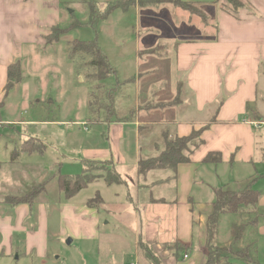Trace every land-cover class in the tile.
I'll use <instances>...</instances> for the list:
<instances>
[{"label": "crops", "instance_id": "1", "mask_svg": "<svg viewBox=\"0 0 264 264\" xmlns=\"http://www.w3.org/2000/svg\"><path fill=\"white\" fill-rule=\"evenodd\" d=\"M183 1L204 6L207 15L204 11V19L187 12V26L176 25L175 29H187L199 36L181 39L179 36L170 38L172 36L168 34L163 38L168 42L152 46L151 43L148 45L147 38L142 39L139 35L134 61L137 67H142L157 64L159 58L164 59L173 74L172 88L159 76L155 78L154 71L144 74H138V71L131 78L119 80L116 77L112 85L109 84L116 86L111 88L112 92L102 89L101 99L106 92L109 96L112 94V100L123 90L129 115L119 114L113 101L110 108L100 107L108 112L107 120L99 119L98 110L97 117H93L95 112L89 121L91 129L84 125L86 137L93 140L102 136L106 148L85 149L82 174L87 167L86 161L111 164L109 168L120 176L121 182L109 184L107 172L101 171L92 183L105 181L109 187L126 186L129 191L127 213L134 219V229L139 228L141 242L152 249L162 264H205L208 258L206 223L213 212L216 191L240 192L251 186L260 194L257 212L252 217L257 222L255 226H248L246 241L239 247L254 244V259L264 264V0H238L242 5L235 9L226 0ZM134 8L141 13L149 7ZM63 17L62 0H0V126L19 123L37 128L28 141L41 142L38 151L18 155L19 148L11 150L9 159L0 162V171L1 168L16 171L23 166L28 172H39L40 178L51 172L43 162H38V158L45 154L48 145L58 146L63 123L43 117L20 122H7L6 119L13 117L20 107L25 108L26 102L20 92L30 90L31 62L39 61L38 55L58 43L50 44L48 37L52 29L61 28ZM196 17L201 18L200 24L196 23ZM146 31L157 32L156 28ZM13 66L20 71L21 80L8 89L9 70ZM26 71L27 76H24ZM129 86L132 89L126 91ZM17 90L20 92L14 96ZM16 97L20 100L9 102ZM35 102L39 104L42 100ZM205 127L208 129L202 135L204 142L191 154L189 163L178 166L175 171L156 170L138 175L139 158L158 157L163 151L165 134L170 139L183 138ZM130 131L135 136L134 151L125 141L126 133ZM57 134L58 138L55 137ZM209 154L220 155L221 162L206 163L204 160ZM21 155L27 156L24 160L27 166L20 163ZM128 162L134 163L132 176L135 177L123 179L116 167ZM55 171L57 178L63 175ZM9 175L10 182L18 183L15 175ZM50 177L45 181H50ZM77 195L67 200L63 194L62 202L59 194L57 202L61 217L78 219L82 225L88 223L82 217L91 219L88 215H95L91 224L95 223L97 228L100 216L102 220L105 217L96 214L88 204L100 198V204L105 205L104 199L96 196L77 206L71 203ZM38 199L39 196L32 204L12 205L10 200L0 203V208L11 210L10 214L0 216V253L47 256L49 210L57 209V204L52 205L56 201ZM224 241L230 245V230ZM176 243L182 244L186 251L166 249V245ZM134 254L137 258V250Z\"/></svg>", "mask_w": 264, "mask_h": 264}, {"label": "rangeland", "instance_id": "2", "mask_svg": "<svg viewBox=\"0 0 264 264\" xmlns=\"http://www.w3.org/2000/svg\"><path fill=\"white\" fill-rule=\"evenodd\" d=\"M117 1L121 0H62L64 19L61 28L66 29L67 34L56 45L47 47L42 55H38L37 59L39 61L31 62L29 71L31 76L29 81L30 90L25 92L22 87L23 92H20L19 89L16 91L17 94L14 95L17 96L20 92L26 102L25 108L20 107V109H17L13 117L6 119L7 122L28 121L29 118L41 120L40 117L47 120L56 119L58 122L63 123L59 131L62 135L57 147H55L56 144L55 146L48 145L45 154L40 155V158H38V162H43L46 169L51 170V172L41 175V178L39 172H28L23 166L16 168V171L11 168H4L3 170L1 168L0 203L20 198V196L37 189L39 192L38 200L47 199L52 203L56 201L52 205L57 204V209L49 210L50 240L49 253L46 257L41 258L36 253L25 255L18 252H1L0 264H152L151 261L145 258L146 254L153 257L152 249L147 244H142L139 228L138 230L134 229V219L132 220L131 215L127 213V195L129 191H127L126 186L113 185L109 187L105 181H97L89 184L71 201V203H76L78 206V204H85L84 202L94 199L96 196L104 199L105 205L100 204V202L94 203L95 213L98 212V214L100 213L105 217L102 220L100 216L97 228L95 223L91 224L95 221V215H88L91 219H86L85 216L82 217L88 223L81 225L78 219L74 221L67 216L61 217L60 211H58L59 203L57 200L59 194L62 202L64 198L63 194L58 192L57 189V173L55 170L66 176L75 177L80 175L84 169L82 160L85 149L106 148L102 136L93 140L86 137L84 125L87 124V127L91 129L89 121L95 112L96 115L93 117H97L98 110L99 119L102 121L107 120L109 118L108 112L100 107L109 106L110 108L113 101L117 104L119 114L129 115L126 99L123 101V96H125L123 90L115 94L112 102L106 92H104L103 99L100 97L102 93L97 94L99 101H96L94 106L92 105L93 109L90 107L89 103L93 100V86L97 84L90 77L92 74V69L89 66L91 59L81 52L71 56L72 42L95 43L107 56L110 65L116 70V75H111L102 85L103 90L110 89L109 91L112 92L111 88L115 85L113 84L112 87L111 85L116 77L119 80L131 78L138 71V74L154 71L155 78L159 76L161 81L164 80V84L169 85L170 89L172 88L171 76L173 74L164 59L159 58L157 64L148 65L151 67L150 69L148 66H136L134 61L137 55V46H139V35L142 39L147 38L148 45L151 43L152 46H157L158 43L163 45L168 42L163 41L165 40L163 38L168 34L172 36L170 38L179 36L181 39L199 36L198 34H192L187 29H175L176 25L183 24L184 27L187 26L186 22L189 14L171 5L158 6L154 9L149 7L142 10L141 13H138L139 9L134 7H131L128 11L114 10L107 19L102 20L98 25H90L89 3H94L99 10L105 11L110 3ZM229 5L235 9L234 6ZM195 7L202 13L205 11L207 15L204 6L195 5ZM200 19V17H196V23L200 24ZM138 28H140V32ZM154 28L157 32L154 31L150 34L146 31ZM54 37L51 34L49 41ZM158 51L160 50L158 49ZM24 76H27V71ZM130 89H132L131 86L126 88V91ZM25 94L30 96V99L27 96L25 97ZM16 99L17 97L11 98L9 102ZM35 100H42V102L37 104ZM100 129L102 130V128ZM34 130L37 131V128L26 127L19 123L0 126V162H6L10 157L11 150L19 148L23 142L28 141V138L32 137L30 134L35 132ZM55 137L58 138V134ZM134 138L132 131L126 133L127 147L133 151L132 142ZM30 146L39 148L40 145L31 143ZM26 157L24 155L19 157L20 163L24 166H27L24 161L27 159ZM133 166L134 163L128 162L125 165H117L116 169L123 179L134 178L135 176H132L135 172ZM89 169L96 172L101 168L97 165H91ZM103 170L107 172L106 176L110 175L109 168L105 166ZM9 173L19 179L16 181L18 183L10 182ZM4 174L6 175L4 176ZM49 176H51L48 179L50 181H45ZM40 185L46 186V189ZM14 189H19V191L15 192ZM129 190H131L130 186ZM10 213L11 210L0 208V216ZM234 219L235 217L232 216H223L220 220L221 247L229 246L224 241V237L226 234L229 236L230 224ZM236 220L241 222L242 219L237 218ZM69 240H71V243H68ZM135 250H137V258L134 254ZM237 250H247V248H240L236 245L233 251ZM226 254L227 257H233V259L235 257V253ZM241 264H244V262H241Z\"/></svg>", "mask_w": 264, "mask_h": 264}, {"label": "trees", "instance_id": "3", "mask_svg": "<svg viewBox=\"0 0 264 264\" xmlns=\"http://www.w3.org/2000/svg\"><path fill=\"white\" fill-rule=\"evenodd\" d=\"M229 4L235 8L241 5L238 0H226ZM91 12L90 25L96 26L102 20L107 19L114 10L128 11L131 7L138 6L139 8L145 7H158L162 5H171L180 10L188 12L192 16H201L205 19L204 13H202L194 3L185 2L183 0H121L117 2L110 3L105 11L99 10L97 5L94 3L88 4ZM80 25V24H78ZM51 34L55 37L48 42L50 44L57 43L61 38L67 34L66 29L56 27L52 29ZM50 34V35H51ZM84 53L90 57L89 66L92 69V74L90 77L92 80L97 82L93 87V100L90 101V107L94 106L96 101H99V96L103 85L102 83L109 78L111 75H116V70L110 65L107 56L103 54L101 49L95 43H86L73 41L71 44L70 55L74 56L77 53ZM10 82L7 86L8 89L12 88L14 84L20 82L21 75L17 66H13L9 70ZM95 99V101H94ZM109 99L112 100V94H110ZM2 104H0V108ZM93 109V108H92ZM208 129L205 127L198 131H193L188 137H173L170 139L168 134L163 137V151L156 158L140 157L138 161V175L143 176L149 172L156 170H172L175 171L178 166L190 162L191 154L203 144L202 135ZM38 144L41 146V142L35 139H30L25 141L16 154L22 152H33L38 151L39 148L30 146V144ZM264 159V151H263ZM220 155L209 154L205 158L206 163L218 164L221 162ZM86 169L83 174L77 175L75 177L59 175L57 178V189L59 192L63 193L67 200L73 198L80 191L87 188L89 184L96 181L99 178V173L106 166L109 168L111 164L109 162H85ZM91 165L100 166V170L96 172L89 169ZM110 169V168H109ZM100 171V172H99ZM107 181L109 184H117L121 182L120 176L112 169H110V175ZM46 188L44 185H40ZM39 196L37 189L29 192L28 194L12 199L10 203L12 205L18 204H32L36 198ZM260 200V194L258 191L254 190L251 186L246 187L240 192H228L223 189L216 191V199L213 204V212L209 215L206 223V246L208 250V258L205 264H231L233 261H243L247 264H259L254 259V249L255 245L247 246V250H237L233 251L236 245L245 243L246 241V229L248 226H255L257 220L252 218L257 212V207ZM100 198L92 200L89 204V208H94V203L100 202ZM223 216H232L235 218L242 219L241 222H237L236 219L232 220L230 224V237L231 243L227 247L220 246V220ZM143 244V243H142ZM143 247V246H142ZM146 248V247H144ZM254 248V249H253ZM143 249V248H142ZM166 249H176L178 252L186 251V248L179 243L173 245H166ZM145 250V249H143ZM148 251V249H147ZM252 252V253H251ZM226 253H235V257H227ZM247 253V254H244ZM153 257L146 254L145 258L151 261L152 264H162L160 258L154 253ZM242 256V257H241ZM240 257V258H239Z\"/></svg>", "mask_w": 264, "mask_h": 264}, {"label": "built area", "instance_id": "4", "mask_svg": "<svg viewBox=\"0 0 264 264\" xmlns=\"http://www.w3.org/2000/svg\"><path fill=\"white\" fill-rule=\"evenodd\" d=\"M185 259H187V256H185ZM130 264H137V263H130Z\"/></svg>", "mask_w": 264, "mask_h": 264}, {"label": "water", "instance_id": "5", "mask_svg": "<svg viewBox=\"0 0 264 264\" xmlns=\"http://www.w3.org/2000/svg\"><path fill=\"white\" fill-rule=\"evenodd\" d=\"M68 243H71V240H69Z\"/></svg>", "mask_w": 264, "mask_h": 264}]
</instances>
